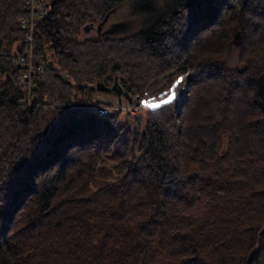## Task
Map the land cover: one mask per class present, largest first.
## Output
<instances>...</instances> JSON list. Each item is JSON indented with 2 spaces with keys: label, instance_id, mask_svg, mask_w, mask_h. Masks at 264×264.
<instances>
[{
  "label": "trees",
  "instance_id": "trees-1",
  "mask_svg": "<svg viewBox=\"0 0 264 264\" xmlns=\"http://www.w3.org/2000/svg\"><path fill=\"white\" fill-rule=\"evenodd\" d=\"M124 2L136 27L86 33ZM46 5L36 101L76 88L91 102L112 73L161 106L130 117L26 105L12 60L24 0H0V264H264V0Z\"/></svg>",
  "mask_w": 264,
  "mask_h": 264
},
{
  "label": "built area",
  "instance_id": "built-area-1",
  "mask_svg": "<svg viewBox=\"0 0 264 264\" xmlns=\"http://www.w3.org/2000/svg\"><path fill=\"white\" fill-rule=\"evenodd\" d=\"M47 0H24V13L20 16V26L26 30L27 35L23 44V49L12 53V60L21 65L22 75L26 79L25 103L26 105H38L43 107H54L61 113L70 114L74 111H80L86 108L88 111L100 116H108L113 112L124 109L133 114H138L146 105L147 99L143 96L138 98L137 102H130L129 97L124 93L121 95L126 99H114L112 101L104 100L103 95L94 96L91 102L80 101L77 97V89L74 88L70 95H61L56 93L49 100L34 99L36 95V84L41 79L45 69V56L35 50L34 33L36 19L47 12ZM125 87V86H124ZM127 88V87H125ZM128 89V88H127ZM102 91V90H101ZM111 91V90H104ZM183 91V89H182ZM186 92V91H185ZM181 92L178 102L186 93Z\"/></svg>",
  "mask_w": 264,
  "mask_h": 264
},
{
  "label": "water",
  "instance_id": "water-1",
  "mask_svg": "<svg viewBox=\"0 0 264 264\" xmlns=\"http://www.w3.org/2000/svg\"><path fill=\"white\" fill-rule=\"evenodd\" d=\"M113 8H115V6ZM111 10H112V8L109 9L105 13L103 18L100 21H98L97 23H94L93 21L85 23L84 30H89L90 28L96 27L99 35L100 34L110 35V34L128 32L129 30H114V29H112V27L115 26V24L117 25L123 21H120V22L115 21L112 23L110 28H106L105 30L102 31V28H103L105 22L107 21ZM241 40H242L241 29L236 28L234 33H233V36H232V42L234 45L239 46L241 44ZM63 73L66 74L67 73L66 70H63ZM257 82H258L259 92H260V96H261V106H262V109L264 111V70H262L260 73H258ZM96 86L99 90H113V91H116L119 93H124L127 97L133 98L134 102L138 101V94L133 95L129 89L124 87V85L121 83L119 74H114V75L112 73L106 74L103 77V79H99L97 81ZM263 231H264V224L261 227V229L259 230V234H262ZM253 254H254V249L249 253V255L247 257L248 262L251 261Z\"/></svg>",
  "mask_w": 264,
  "mask_h": 264
},
{
  "label": "rangeland",
  "instance_id": "rangeland-1",
  "mask_svg": "<svg viewBox=\"0 0 264 264\" xmlns=\"http://www.w3.org/2000/svg\"><path fill=\"white\" fill-rule=\"evenodd\" d=\"M129 4L128 3H126V2H124V3H122L118 8L120 9V12L118 13V16H119V18H130V17H135V22H134V24H133V26L131 27V29H133L134 27H136V25L137 24H139L140 23V21H141V17H139V16H137V15H133L130 11H129V6H128ZM92 32H96V31H91V30H86V33H92ZM233 36V35H232ZM235 52H234V50L232 49V52H231V54H230V56H229V60L230 61H232V60H234L235 59ZM182 89H183V91H182ZM186 91V92H185ZM99 92V94H101V95H103V98H104V100H107V101H112V100H114V99H123L124 97H126V96H122L121 95V93H118V92H116V91H113V90H111V91H104V90H99L98 91ZM181 92H182V94H183V92H185L186 93V95L185 96H188L190 93H191V85L190 84H188V83H185L184 84V86L181 88V91H180V94H181ZM96 95H98V93L96 94ZM98 97H99V95H98ZM141 97H143V96H141ZM138 98H140V97H138ZM129 99V101L132 103L133 102V99L132 98H128ZM124 100L126 101V99L124 98ZM119 110H123V111H125L126 112V114L127 115H129L130 117H132L133 115H136V114H133V113H131V112H129V111H127V110H124V109H119ZM142 110L143 109H141L140 110V112L137 114V115H140L141 113H142Z\"/></svg>",
  "mask_w": 264,
  "mask_h": 264
},
{
  "label": "flooded vegetation",
  "instance_id": "flooded-vegetation-1",
  "mask_svg": "<svg viewBox=\"0 0 264 264\" xmlns=\"http://www.w3.org/2000/svg\"><path fill=\"white\" fill-rule=\"evenodd\" d=\"M121 4H117V6L115 5V8L112 7V10L110 12V15L107 19V21L105 22L102 31L105 30L106 28H110V26L112 25L113 22L115 21H123L119 24H115V26L112 27V29L114 30H131V27L133 26L134 22H135V17H130V18H119L118 13L120 12V9L118 8ZM89 30L91 31H96L98 34V30L96 27L90 28Z\"/></svg>",
  "mask_w": 264,
  "mask_h": 264
},
{
  "label": "snow or ice",
  "instance_id": "snow-or-ice-1",
  "mask_svg": "<svg viewBox=\"0 0 264 264\" xmlns=\"http://www.w3.org/2000/svg\"><path fill=\"white\" fill-rule=\"evenodd\" d=\"M179 83L180 80L176 81V84L173 85V89H175ZM174 97H175V92H172V94L168 96V99L163 101L162 103L163 104L170 103L174 99ZM146 104L149 108H153V109L159 108L161 106L160 104L148 103V102H146Z\"/></svg>",
  "mask_w": 264,
  "mask_h": 264
}]
</instances>
